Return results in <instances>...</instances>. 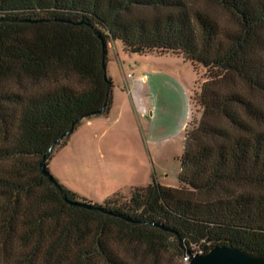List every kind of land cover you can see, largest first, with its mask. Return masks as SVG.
<instances>
[{
  "label": "trees",
  "instance_id": "1",
  "mask_svg": "<svg viewBox=\"0 0 264 264\" xmlns=\"http://www.w3.org/2000/svg\"><path fill=\"white\" fill-rule=\"evenodd\" d=\"M116 41L200 70L195 113L177 187L88 210L41 161L106 110ZM196 247L264 259V0H0V264H184Z\"/></svg>",
  "mask_w": 264,
  "mask_h": 264
},
{
  "label": "rangeland",
  "instance_id": "2",
  "mask_svg": "<svg viewBox=\"0 0 264 264\" xmlns=\"http://www.w3.org/2000/svg\"><path fill=\"white\" fill-rule=\"evenodd\" d=\"M105 71L106 110L80 120L50 150V175L97 206L129 198L137 183L177 187L201 71L177 56L127 53L118 41L107 44Z\"/></svg>",
  "mask_w": 264,
  "mask_h": 264
},
{
  "label": "water",
  "instance_id": "3",
  "mask_svg": "<svg viewBox=\"0 0 264 264\" xmlns=\"http://www.w3.org/2000/svg\"><path fill=\"white\" fill-rule=\"evenodd\" d=\"M105 69V65H103ZM41 171L42 174L47 177L54 185L62 192L61 188L53 180V177L50 175L47 166H46V157H43L41 161ZM64 201L75 207H80L88 210L95 209L93 204H90L85 201H71L68 200L65 195H63ZM188 264H264V259L255 262L246 255L239 253L237 250L226 248V247H215L209 250L205 255L199 256L196 255L192 257Z\"/></svg>",
  "mask_w": 264,
  "mask_h": 264
},
{
  "label": "built area",
  "instance_id": "4",
  "mask_svg": "<svg viewBox=\"0 0 264 264\" xmlns=\"http://www.w3.org/2000/svg\"><path fill=\"white\" fill-rule=\"evenodd\" d=\"M196 255L202 256L203 252L201 249L199 248H193L192 252H185V254L183 255L182 261L184 264H188L190 259Z\"/></svg>",
  "mask_w": 264,
  "mask_h": 264
},
{
  "label": "crops",
  "instance_id": "5",
  "mask_svg": "<svg viewBox=\"0 0 264 264\" xmlns=\"http://www.w3.org/2000/svg\"><path fill=\"white\" fill-rule=\"evenodd\" d=\"M148 185V184H147ZM147 185H145V184H141V183H137V184H135V186L136 187H145V186H147ZM136 187H134V188H136ZM74 192H76V191H73V193ZM76 196H77V198L79 199V200H83V199H81L76 193H74Z\"/></svg>",
  "mask_w": 264,
  "mask_h": 264
}]
</instances>
